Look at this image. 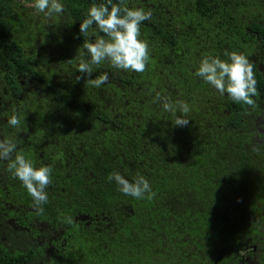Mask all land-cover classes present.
<instances>
[{
  "label": "trees",
  "instance_id": "1",
  "mask_svg": "<svg viewBox=\"0 0 264 264\" xmlns=\"http://www.w3.org/2000/svg\"><path fill=\"white\" fill-rule=\"evenodd\" d=\"M60 2L65 11L46 16L34 0H0V138H11L36 168H52L37 214L9 161L0 160V209L44 237L34 247L20 241V253L3 248L0 258L264 264V0H124L152 10L140 25L150 60L143 73L93 65L92 78L109 77L100 88L86 76L77 81L81 61L91 59L83 44L93 30L83 35L80 24L107 0ZM225 51L254 62L256 107L195 75L203 57L227 60ZM177 101L189 105L185 127L175 126ZM13 109L19 128L7 123ZM113 171L130 182L142 175L154 197L123 194L108 180Z\"/></svg>",
  "mask_w": 264,
  "mask_h": 264
},
{
  "label": "clouds",
  "instance_id": "2",
  "mask_svg": "<svg viewBox=\"0 0 264 264\" xmlns=\"http://www.w3.org/2000/svg\"><path fill=\"white\" fill-rule=\"evenodd\" d=\"M33 6L46 16L65 11L60 0H34ZM87 15L88 18L80 24V33L88 35L89 29H93L89 42L83 44L91 59L90 62L81 61L78 72L82 75L77 77V81L86 76V84L96 88L107 83L109 79L107 73L92 78V66H99L102 61H108L113 67L125 71L143 73L146 70L150 60V47L146 40L141 39L140 25L151 20L153 15L151 9L145 11L143 8L128 7L124 0H120L119 4L107 0L106 4L94 3ZM97 29L104 35H99ZM91 37H94V40L90 39ZM78 55H82L80 49ZM224 55L228 57L227 60H222L219 56L203 57L195 75L214 87L221 95L227 94L234 102L256 107L252 97L258 96L259 92L254 62L243 53L235 51H225ZM156 100L163 102L164 111L175 113L176 107L167 96L161 97L157 94ZM176 105L181 115H176L175 126L185 127L190 121L186 118L189 105L184 101H177ZM7 123L13 128L21 126L20 117L15 109ZM17 147L11 138H0V160L9 161V170L22 182L34 201L37 214H41L42 205L48 201L46 189L52 184V168L50 166L36 168L31 160L17 151ZM258 150L257 147L253 148V151ZM108 180L110 182L114 180L123 194L136 199H152L155 195L149 181L140 174L130 182L119 171H113L109 174ZM67 223H72L70 217Z\"/></svg>",
  "mask_w": 264,
  "mask_h": 264
},
{
  "label": "flooded vegetation",
  "instance_id": "3",
  "mask_svg": "<svg viewBox=\"0 0 264 264\" xmlns=\"http://www.w3.org/2000/svg\"><path fill=\"white\" fill-rule=\"evenodd\" d=\"M0 218H2V222H0V253H2V249H15L14 253H20L18 245L20 244V241L25 240L24 242L27 244H30L34 247L35 242L39 241L40 239L43 240L42 231L37 232V228L27 227L21 228L19 226L20 218L16 217H9L7 218L6 214L4 213L3 209H0ZM1 220V219H0ZM40 234V236H39ZM50 244V241H48V245ZM4 249L3 251H5ZM36 252V249L31 250V256L33 252ZM51 250L46 251L47 258L51 255ZM28 262V264H39V261H37L36 258L31 257L29 259H26L23 261ZM14 260H6L3 258H0V264H14ZM43 264V263H40Z\"/></svg>",
  "mask_w": 264,
  "mask_h": 264
}]
</instances>
